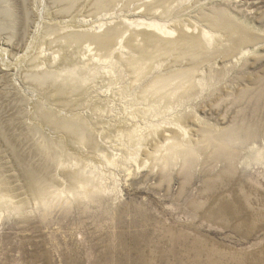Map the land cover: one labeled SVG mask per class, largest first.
Here are the masks:
<instances>
[{
	"label": "rangeland",
	"instance_id": "obj_1",
	"mask_svg": "<svg viewBox=\"0 0 264 264\" xmlns=\"http://www.w3.org/2000/svg\"><path fill=\"white\" fill-rule=\"evenodd\" d=\"M3 1L0 264H177L172 249L182 264H264V0ZM224 20L251 40L233 47ZM110 29V49L69 38ZM186 36L203 56L168 50ZM44 112L82 118L93 141ZM207 132L235 158L217 160ZM45 145L59 150L48 168ZM78 170L89 194L69 179Z\"/></svg>",
	"mask_w": 264,
	"mask_h": 264
},
{
	"label": "bare ground",
	"instance_id": "obj_2",
	"mask_svg": "<svg viewBox=\"0 0 264 264\" xmlns=\"http://www.w3.org/2000/svg\"><path fill=\"white\" fill-rule=\"evenodd\" d=\"M69 1H71V0H69ZM107 1V0H106ZM106 1H103V2H99V6H104V5H106L108 2H106ZM116 1V0H115ZM2 2H4L3 0H2ZM114 2V1H113ZM112 2V3H113ZM4 3H6V1L4 2ZM111 4V3H110ZM7 6V5H6ZM11 6V5H10ZM12 7V6H11ZM107 7V6H106ZM4 8V7H3ZM101 8V7H100ZM104 8V7H103ZM9 9V8H8ZM11 11V10H10ZM4 12H6V13H8L7 11H6V9L4 8V9H2V13H3V16H4ZM12 14V13H11ZM1 17V16H0ZM3 18V17H2ZM13 19V18H12ZM3 21V20H2ZM1 21V22H2ZM15 23V22H14ZM219 25V24H218ZM220 25L221 26H223V27H226L227 28V32H228V34H229V37L231 38V40H232V38H233V41L234 42H232L233 43V47H235V46H240L242 43H244V42H246L247 41V39L246 38H251V37H249V34L248 33H246V32H244V31H242V30H240L239 28H238V26L237 27H234V26H231V21L230 20H224V21H222L221 23H220ZM235 25V24H234ZM2 26V25H1ZM163 28H161V30H162ZM164 30H165V28H164ZM163 30V31H164ZM166 32V31H165ZM169 33V32H168ZM236 34H238L237 36H235ZM184 35V34H183ZM115 36H116V30H114V29H110V30H108L106 33H104V34H102V35H90V34H70L69 35V38L71 39V40H73V41H82V40H85V39H88L89 41L90 40H92V41H95V42H97L98 44V46L100 45L102 48H104V49H108L110 46L112 47V45H113V43H114V41H115ZM146 38H148V40L149 41H151V37H150V35H147L146 36ZM251 40V39H250ZM236 41V42H235ZM152 42V41H151ZM248 42V41H247ZM72 43V42H71ZM239 43H241V44H239ZM82 44V43H81ZM110 47V48H111ZM145 47V46H144ZM233 47H231V48H233ZM101 48V49H102ZM109 48V49H110ZM174 48H177L178 50H179V52H181L182 54H189L191 57H194V58H199V57H201V56H203L202 55V48H201V44H200V42L197 40V38H195V37H182L180 40H175V41H172V42H170V44H169V48H168V50L170 51V50H172V49H174ZM100 49V50H101ZM159 50V49H158ZM159 52V51H158ZM103 53V52H102ZM138 53H139V51H138ZM140 53H141V56L142 57H147V55H148V50L146 49V48H141L140 49ZM150 53V52H149ZM171 53V52H170ZM178 53V52H177ZM188 55V56H189ZM149 56V55H148ZM136 59V58H135ZM146 62V61H145ZM131 64V63H130ZM144 73V72H143ZM193 73V72H192ZM48 74V73H47ZM46 73L45 74H43V75H37V78L36 79H38V81L40 80V81H42L43 82V80L45 81L47 78H50L49 76H51V74L49 75H47ZM53 74H55V73H53ZM68 74V73H67ZM66 74V75H67ZM72 74H73V72H72ZM77 75V74H76ZM36 76V75H35ZM61 76V75H60ZM194 75L193 74H191V73H183V74H181L180 75V77H182V78H184V81L185 82H188V83H191L192 82V77H193ZM52 77V76H51ZM76 76H74L73 77V75H71V73L69 72V75H67L66 77H65V81L64 82H62L63 84L61 85L60 84V86H58L59 88H58V90H62L61 92H63V91H65V90H67L68 88H71V86H73L72 85V81L73 80H75L76 78H75ZM59 78V77H58ZM63 78V77H62ZM35 79V80H36ZM53 79V78H52ZM79 79V78H78ZM49 80V79H48ZM171 80H172V78H165V79H162V78H159V80L157 81L158 83H157V86H158V88H159V90L161 89V88H163L166 84H168V83H170L171 82ZM156 81V80H155ZM174 81V80H173ZM78 82V81H77ZM81 82V81H80ZM44 84V83H43ZM192 84H194V83H191V86H192ZM70 86V87H69ZM81 86V85H80ZM156 86V85H155ZM166 87V86H165ZM79 89V88H78ZM152 91V90H151ZM83 92V91H82ZM161 92V91H160ZM57 94V93H56ZM58 95V94H57ZM64 95V94H63ZM39 108V107H38ZM40 109V108H39ZM41 110H42V108H41ZM44 111V110H43ZM46 112H48V111H46ZM46 112H44L43 114H44V119H46V120H48V122L50 123V122H53L54 123V125L56 126V128L58 127V128H61V129H64V131L63 132H65V131H67L69 134H71V135H73V136H75V137H78L81 141H84V142H88V143H90V142H92L93 141V138H92V135H91V130H89V128H88V126H87V124H86V122L82 119V118H74L73 120H71V119H67L66 117H62V116H60V117H56L54 114H52V113H46ZM40 113H42V112H40ZM41 116V115H40ZM41 117V118H42ZM53 125V124H52ZM57 128V129H58ZM38 129V128H37ZM40 130V129H39ZM66 132V133H67ZM32 134V133H31ZM37 134V133H36ZM206 134V133H205ZM207 135L208 136H206V139L210 142V144L209 145H211V146H213V152H214V156H215V158L217 159V160H222V159H224V160H229V159H233V158H235L234 156L236 155L234 152H233V150H230L229 149V145H227L226 144V142H225V139L223 138V137H221L220 139L222 140V142H223V144L221 143V144H216V143H212V141L214 140V135H209V132H207ZM246 138H249V136H245ZM34 138V137H33ZM174 139V138H173ZM237 139V137L236 138H232L231 139V141H233V140H236ZM12 141V140H11ZM95 141V140H94ZM48 142V141H47ZM54 142V141H53ZM83 142V143H84ZM62 143V142H61ZM100 143V142H99ZM35 144V143H34ZM84 145V144H83ZM36 147H38V146H36ZM42 147V146H41ZM49 147H50V145L48 146V145H45L44 146V152L46 153V157H45V161L43 160V162H44V165H43V167L44 168H48V167H50L51 165H53L54 163H55V156H57V153H59V152H57L56 153V151L58 150H56L55 151V153L52 151V150H50L49 149ZM194 147V146H193ZM43 148V147H42ZM57 148H58V146H57ZM59 148H61V147H59ZM191 149V148H190ZM59 151V150H58ZM42 152V151H41ZM15 155V154H14ZM27 155V154H26ZM41 155V154H40ZM59 155V154H58ZM19 156V155H18ZM61 157V156H60ZM189 161V160H188ZM57 162V161H56ZM233 162V161H232ZM231 162V163H232ZM229 164V163H228ZM43 168V169H44ZM34 169V168H33ZM33 169H29L28 171H27V173H26V178H27V186H28V189H29V191L31 192V195H33V196H35V197H37V199L41 202V203H43L44 205H49L50 204V195L51 194H53V192H52V186L45 180V178H44V176H43V174H42V172H38V171H36L37 169H35V170H33ZM40 171V170H39ZM71 174V173H70ZM69 174V175H70ZM65 178V177H64ZM84 178H85V176H84V174L81 172V170L79 171H74L73 173H72V175L70 176V178L69 179H71L72 180V182L73 183H75V187H76V183H79L80 185H79V187L78 188H80V189H82V193L84 192V193H86V194H89L90 193V191L92 192V189H89L88 188V182L86 183V182H84L85 180H84ZM78 186V185H77ZM79 189V190H80ZM89 190V191H88ZM53 197V196H52ZM224 201V200H223ZM228 203H230V202H228ZM224 204V203H223ZM230 205V204H229ZM224 206H225V204H224ZM223 207V206H222ZM227 207V206H226ZM229 207V206H228ZM232 207V206H231ZM234 208V207H233ZM230 209H232V208H230ZM233 210H235V209H233ZM218 212V211H217ZM231 212V211H230ZM225 213V212H224ZM134 238V237H133ZM178 239V238H177ZM175 241V240H174ZM174 244V243H173ZM174 247V246H173ZM176 251L177 250H174V249H172V254L174 255L175 254V256L177 257V259H176V263L177 264H182V261H181V259H180V256H178V255H176ZM131 252V251H130ZM138 254V253H137ZM121 256V255H120ZM125 257V256H124ZM142 257V256H141ZM119 258V257H118ZM132 258V257H131ZM124 260V259H123ZM129 260V259H128ZM121 261V260H120ZM126 261V260H125ZM129 262V261H128ZM136 262H139V264H146L145 262H144V260H143V258L141 259H139L138 258V260L136 261ZM117 263V262H116ZM122 262H120V264H121ZM124 263V262H123ZM219 264H226V262H224V261H220V262H218ZM130 264V263H129ZM131 264H137V263H131ZM150 264V263H149Z\"/></svg>",
	"mask_w": 264,
	"mask_h": 264
}]
</instances>
